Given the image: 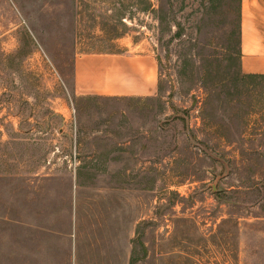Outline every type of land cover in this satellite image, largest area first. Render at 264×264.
<instances>
[{
  "label": "rangeland",
  "instance_id": "1",
  "mask_svg": "<svg viewBox=\"0 0 264 264\" xmlns=\"http://www.w3.org/2000/svg\"><path fill=\"white\" fill-rule=\"evenodd\" d=\"M239 26L238 0H0V264H264ZM109 52L152 54L156 95H76Z\"/></svg>",
  "mask_w": 264,
  "mask_h": 264
},
{
  "label": "crops",
  "instance_id": "2",
  "mask_svg": "<svg viewBox=\"0 0 264 264\" xmlns=\"http://www.w3.org/2000/svg\"><path fill=\"white\" fill-rule=\"evenodd\" d=\"M239 50L246 74H264V0H241ZM158 81V64L150 53H89L74 59L79 96L150 98Z\"/></svg>",
  "mask_w": 264,
  "mask_h": 264
},
{
  "label": "trees",
  "instance_id": "3",
  "mask_svg": "<svg viewBox=\"0 0 264 264\" xmlns=\"http://www.w3.org/2000/svg\"><path fill=\"white\" fill-rule=\"evenodd\" d=\"M239 2V19H240V2L241 0H238ZM239 29H240V26H239ZM240 45V39H238V47ZM238 53H239V49H238ZM244 76L246 77H262L264 78V74H245Z\"/></svg>",
  "mask_w": 264,
  "mask_h": 264
}]
</instances>
